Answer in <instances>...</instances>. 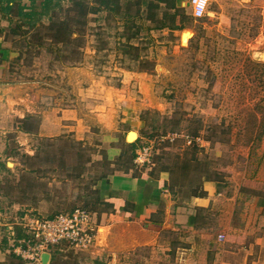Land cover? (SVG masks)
<instances>
[{"label": "rangeland", "instance_id": "1", "mask_svg": "<svg viewBox=\"0 0 264 264\" xmlns=\"http://www.w3.org/2000/svg\"><path fill=\"white\" fill-rule=\"evenodd\" d=\"M52 4L21 0L10 20L0 12L11 50L0 54V129L17 131L5 133L0 149V247L22 253L38 221L85 209L92 241L51 245L57 264H181L176 231H163L156 249L104 245L100 219L109 207L95 187L111 171L108 146L121 150L120 167L139 157L144 171L167 170L192 193L205 178L255 169L264 137V0H211L201 19L177 0ZM27 109L38 116L21 119ZM64 109L76 112L64 132L21 144L20 130Z\"/></svg>", "mask_w": 264, "mask_h": 264}, {"label": "crops", "instance_id": "2", "mask_svg": "<svg viewBox=\"0 0 264 264\" xmlns=\"http://www.w3.org/2000/svg\"><path fill=\"white\" fill-rule=\"evenodd\" d=\"M177 2L191 9L182 0ZM2 41L0 38V54L11 51ZM57 111L39 116L37 129L20 130L21 144L35 136L64 132L63 127L68 126L63 123L65 117H76V112L64 109L60 116ZM35 116L27 109L21 119ZM6 132L17 131L14 127L0 129V149L9 144ZM258 152L254 170L240 171L225 180L205 178L192 193L173 183L167 170L156 176L144 171L139 157L135 166L120 167L121 150L108 146L111 171L95 187L99 200L109 207L100 219L105 229L100 237L107 239L104 245L117 249L155 245L156 249L162 232L171 230L179 239L176 253L181 264H264V137ZM42 255L40 261H33L19 250L0 247V264H57L55 252L47 263Z\"/></svg>", "mask_w": 264, "mask_h": 264}, {"label": "built area", "instance_id": "3", "mask_svg": "<svg viewBox=\"0 0 264 264\" xmlns=\"http://www.w3.org/2000/svg\"><path fill=\"white\" fill-rule=\"evenodd\" d=\"M182 2L191 7L194 18L201 19L207 14L211 0H182ZM36 224L38 225L30 229L31 232H36L37 239L27 240L28 248L22 252L33 261H40L41 255L47 252L51 245L62 240H72L84 245L86 241H92V233L90 235L83 233L89 231L92 225V216L85 209H77L71 215L60 214L54 219H42Z\"/></svg>", "mask_w": 264, "mask_h": 264}, {"label": "trees", "instance_id": "4", "mask_svg": "<svg viewBox=\"0 0 264 264\" xmlns=\"http://www.w3.org/2000/svg\"><path fill=\"white\" fill-rule=\"evenodd\" d=\"M21 0H0V12L2 13V15L4 16V18H7V19H11V13L13 12V9H14V5L17 3V2H20ZM36 0H30L31 4H33ZM52 1L53 0H45V4H49V8L51 7V4H52ZM160 2H163V3H168L170 1L174 2L175 4V0H159ZM47 2V3H46ZM59 3H55V5H58ZM54 5V4H52ZM20 6V5H19ZM180 10L182 11H186V7L184 6H181L179 7ZM23 10H25V7H21L20 8V12L21 14H23L25 17L27 16H31L30 13H23ZM30 14V15H29ZM60 23H65V21H61ZM49 27H53V29L55 27L58 26V23H51L50 25H48ZM162 27H167L165 24L162 25ZM184 26L183 25H172V27H170L171 30H180V29H183ZM135 143L136 142H133L131 143V146L132 147H135ZM137 155L136 153H134L133 151V155H132V158H136Z\"/></svg>", "mask_w": 264, "mask_h": 264}, {"label": "water", "instance_id": "5", "mask_svg": "<svg viewBox=\"0 0 264 264\" xmlns=\"http://www.w3.org/2000/svg\"><path fill=\"white\" fill-rule=\"evenodd\" d=\"M49 259H50V253L49 252L43 253V255H42L43 263H47L49 261Z\"/></svg>", "mask_w": 264, "mask_h": 264}, {"label": "bare ground", "instance_id": "6", "mask_svg": "<svg viewBox=\"0 0 264 264\" xmlns=\"http://www.w3.org/2000/svg\"><path fill=\"white\" fill-rule=\"evenodd\" d=\"M261 56L263 57V56H264V53L261 54ZM129 137H130L131 140H132V139H135V138L137 137V133L133 131V132H131V133L129 134Z\"/></svg>", "mask_w": 264, "mask_h": 264}]
</instances>
